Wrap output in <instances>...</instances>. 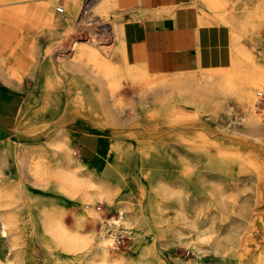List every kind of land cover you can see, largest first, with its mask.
<instances>
[{
    "label": "bare ground",
    "instance_id": "6f19581e",
    "mask_svg": "<svg viewBox=\"0 0 264 264\" xmlns=\"http://www.w3.org/2000/svg\"><path fill=\"white\" fill-rule=\"evenodd\" d=\"M59 1L63 6L56 5ZM231 1L233 0H192L195 10L198 11L196 21L200 25L224 23L229 26L231 45L223 51L212 49L202 53L200 66L205 68L200 73L188 76L184 73L194 71H179L176 72V76H170L172 73L158 71L151 75L154 71L152 67L128 63L121 18L112 25L101 16H91L90 11L93 9L99 13L117 10L121 5L120 0H85L81 11L79 10L82 0L8 2L0 0V75L8 83L20 87L30 65L35 64L33 62H40L44 75L42 108L57 110L60 113H69L75 108L81 114L93 111L96 115H103L100 122L97 119H90L85 123L92 128L96 123H102L100 132L104 129L106 121L115 120L119 109L125 103V100L116 94L119 89V77H124L135 90L134 102H128L134 111L137 103H147L150 97H156L162 89L179 93L178 102H190L189 98L186 100L181 95H206L213 107L217 133L216 147L219 151L215 155L209 153L202 155L197 152L193 159L187 154H182L179 159L184 161L185 178L192 189L203 191L201 187L204 185L207 189L205 192L212 196L211 202L219 207L222 202L218 196L220 192L211 184L209 177L196 175L191 163L195 161L204 169L211 171L229 169L233 160L229 146L232 139L229 136L231 132L239 129L241 122L237 114V102L241 103L243 108L245 117H241L245 121L246 132L258 133L264 129L261 126L262 113L258 111L264 95V66L258 59L264 58V55L260 54L255 58L249 47L243 44L238 33L236 34L237 30L245 33L247 26H255L256 22L264 17V7L261 0H253L240 8L239 13L243 16L238 17L235 15L238 8L230 5ZM58 7L62 8V13L56 12ZM85 8L87 12H84ZM248 19L252 21H246ZM91 20H96L97 26L101 27L100 35L105 32L113 34L110 43L105 39L101 41L103 36H96L94 28H91L88 29L85 40L77 36L67 44L48 49L43 55L35 53L37 33L44 32L53 36L58 33V25L62 24L63 29L68 31L72 22L73 29H84L85 27L80 26ZM114 39L115 47L112 43ZM24 49L29 52L22 53ZM8 50H11V54L6 56L5 52ZM118 50L121 53L122 67L116 65L114 57ZM67 51L71 52L67 54L65 53ZM7 60H10V65L7 64ZM55 72L57 76L54 75ZM85 78L90 81V87L85 83ZM69 90L72 92L71 99L67 95ZM159 110L163 115L169 113L165 104ZM21 123L22 120L19 125ZM59 135L54 146L61 155L55 164H50L47 160L49 150L45 144L41 146L28 142L17 144L6 140L5 146L0 148V207L17 204L24 199L28 204V215L25 218L15 210H0V264H16L8 258L11 251L18 256L20 264H36L34 240L43 248L46 264H56V254L60 249H65L70 254L64 264H163L161 260H154L156 242L153 239L147 240L145 232L151 229L157 238L171 237L175 233L163 229L161 216L151 207L131 219L133 227L130 226V230L124 224L127 219L123 214L121 200L117 197L116 189L119 187L114 182L113 166L99 156L92 161L81 158L91 167L86 171L83 165L76 164L70 143ZM114 152L117 155L121 153L119 145H115ZM170 160L173 163L177 162L173 155H170ZM10 162L14 166V180L5 176V170ZM165 185L160 178L155 183L150 180V190L155 188L158 191ZM50 188L70 196L76 205L83 206V214L96 222L103 219L101 212L95 208L96 202H106L117 209L121 216L119 219H112L116 221L121 231L130 237L134 252L117 255L112 251V241L108 235L106 222L101 227H96L95 223L87 235L80 232V221L73 227L66 226L57 211L47 207L46 190ZM178 211H183L181 202ZM194 227L197 226L194 224ZM252 227V235L244 240L237 236L232 239L229 249L223 251L226 257L227 253L230 255L229 260H232L233 264H245V255L249 253V238L258 235L260 229L264 228V212L257 217ZM256 262L264 264V247L256 255Z\"/></svg>",
    "mask_w": 264,
    "mask_h": 264
},
{
    "label": "rangeland",
    "instance_id": "374dc122",
    "mask_svg": "<svg viewBox=\"0 0 264 264\" xmlns=\"http://www.w3.org/2000/svg\"><path fill=\"white\" fill-rule=\"evenodd\" d=\"M1 1L8 2L12 0ZM251 1L253 0H233L230 5L238 8L235 15L239 17L243 16L239 13L240 8ZM84 2L85 0H82L79 11H81ZM261 3L264 7V0H261ZM174 4H176V1L171 0L168 5ZM56 5L63 6V3L59 1ZM159 5L164 4L159 1L152 4L155 7ZM142 6L139 0H133L124 8L120 6L117 7V10L105 13H99L93 9L90 13L91 16L103 17L105 21L111 22L112 25H115L117 19L121 18L122 21L123 19L129 21L133 19V16H138V22L145 26L152 20V13L147 11L142 14ZM177 9L178 15L182 19L185 10L182 6H177ZM56 12L62 13L59 10ZM246 21L251 22L252 20L248 19ZM182 22L180 20L172 29H144L137 41L144 44L146 49L153 51H166L168 49L170 46L168 43L170 38H166L168 33L172 36H179V38L182 36L183 40L190 41L192 37L188 31L193 27L184 26ZM210 24L220 27V40L209 48L218 49L219 51L229 48L231 45L229 26L224 23ZM73 25L74 22H72L68 31L63 29L62 24L58 25V33L53 36L44 32L37 33L35 53L43 55L48 49L59 47L60 44H67L77 36L85 40L88 29L91 28H94L97 33L96 36H103L101 41L105 39L109 42L113 39L111 32L100 35L102 32L99 31V28L101 27L97 26L96 20L86 21L84 26H80L81 28L85 27L84 29H73ZM244 32L240 33V30H237L236 34L238 33L243 44L249 47L255 58L259 57L260 54L264 55V17L258 20L255 26H247ZM112 43L115 47L116 39ZM188 44L184 45L181 42H176L173 45L176 50H182V47L188 48V46L195 47L193 43ZM28 52L27 49L22 51L25 54ZM70 52L65 53L69 54ZM5 54L9 56L11 50ZM114 57L116 65L122 67L119 50L115 52ZM258 61L264 66V58L258 59ZM33 63L35 64L30 65L20 85L27 93L26 103L22 109L24 113L21 112L14 135L7 141L16 142L17 144L28 142L40 146L45 144L49 150L47 160L50 164H55L61 155L58 148L54 146L55 140L60 134L59 136L64 141L70 143L76 164L83 165L87 171L91 167L89 163L81 159L73 140L76 128L86 127V129L97 133L102 138L98 156L110 166H113L114 182L119 187L116 189L117 197L121 200L119 201L123 214L127 219L124 224L131 230V227H133L131 219L135 218L144 209L153 208L156 214L161 216L163 229H169L172 233H175L171 237L161 236L157 238L151 229L145 232L147 240L153 239L156 242L154 260H161L163 264H167V262L171 264H233L232 260H229L230 255L227 253L226 257L223 251L229 249L232 245V239L237 236H241L244 240L252 235V226L257 217L264 212V129L258 133L246 132L245 121L241 117H245L241 103L237 102V114L239 122L241 121L239 129L231 132L229 136L232 139L229 144L230 151L233 153V160L229 169L211 171L204 169L201 164L195 161L191 163L196 170V175L209 177L211 184L215 185V189L220 192L218 196L222 202L221 206L218 207L211 202L212 196L205 192L207 189L204 185L201 187L203 191L196 188L192 189L187 178H185L184 161L179 159L182 154H187L193 159L196 157L197 152L202 155L208 153L215 155L219 151L216 147L217 133L216 123L213 120V107L206 95H181L186 100L189 98L190 102H178L179 93L162 89L156 97H150L147 103H137L134 111L128 102H134L135 90L124 77H119V89L116 94L117 97H122L125 103L119 109L115 120L106 121L104 129L100 132L102 123H96L93 128L85 123L90 119H97L100 122L104 117L103 115H96L93 111L88 114H81L75 108L69 113H60L57 110L42 108L41 96L44 75L40 62ZM248 63L250 64V62ZM7 64H11L10 60H7ZM204 68L205 66H200L194 72H186L184 75L198 74ZM155 73L153 71L151 75H155ZM170 73H172L170 76L177 75L176 72ZM54 75L57 76V72ZM84 80L87 86L90 87V81L86 78ZM67 95L71 99V90L67 92ZM233 103L235 102L233 101ZM163 104L168 106L169 113L167 115H163L159 110ZM258 111L262 113L261 126L264 127V95L261 98ZM20 120H22V123L19 125ZM5 144L6 141L1 142L0 148L4 147ZM115 145H119L121 148L119 155L114 152ZM54 151L56 152L54 153ZM170 155H173L177 162H171ZM5 176L10 180H14L12 162L8 164ZM158 178L164 184L166 183L165 187L158 191L155 188L150 190V180L155 183ZM46 195L47 207L55 209L62 222L68 227H73L77 221H80L79 229L84 235L89 234L95 223L96 227H101L110 216L118 219L121 216L117 209L106 202H96L95 208L101 212L103 218L102 221L96 222L90 216L83 214V206L76 205L70 196L62 194L59 190L47 189ZM179 202H181L182 212L178 211ZM27 205V201L24 199L17 204L2 205L0 210H15L25 218L28 215ZM194 224L197 226L196 228ZM249 239V253L246 254L247 256L245 255L244 262L245 264H257L256 255L264 247V228L260 229L258 235L255 234ZM33 246L35 247L34 258L36 264H46L44 250L37 240H34ZM111 246L112 251L117 255L134 252L131 239L119 248L114 247L113 244ZM217 247H220V249H216ZM69 255V252L65 249L58 250L56 264H64ZM8 258L16 264H20V259L13 251L9 252Z\"/></svg>",
    "mask_w": 264,
    "mask_h": 264
},
{
    "label": "crops",
    "instance_id": "0c3cea01",
    "mask_svg": "<svg viewBox=\"0 0 264 264\" xmlns=\"http://www.w3.org/2000/svg\"><path fill=\"white\" fill-rule=\"evenodd\" d=\"M130 1L133 0H120V6L124 8ZM156 1L164 5L152 6ZM170 1L139 0L143 5L141 8L142 14H145L147 11L152 13V20L145 26H142L138 22V16H133V19L129 21L123 19L122 37L125 56L129 64L148 65L154 71L162 73L194 71L201 65L202 53L212 50L209 47L219 42L220 27L208 23L200 25L196 21L198 11L195 10V5L191 6L193 4L191 0H175L176 4L168 5ZM177 6H182L185 10V15L181 17L182 19L178 15ZM180 20L183 21L184 26L193 27L188 31L192 37L190 41L183 40L182 36L179 38V36H172V34L168 33L166 34V38H170L168 40L170 46L166 51L149 50L144 47V44L138 43L137 38L140 37L144 29H172ZM176 42H181L184 45L186 43H189L188 45L193 43L195 49L188 46V48L182 47V50H176V47L173 45ZM26 99L27 93L22 87L8 83L0 75V143L10 139L14 135L18 118L26 103ZM73 140L81 158L88 161L96 159L102 143V138L97 133L91 132L86 127L76 128Z\"/></svg>",
    "mask_w": 264,
    "mask_h": 264
},
{
    "label": "built area",
    "instance_id": "2783aa9c",
    "mask_svg": "<svg viewBox=\"0 0 264 264\" xmlns=\"http://www.w3.org/2000/svg\"><path fill=\"white\" fill-rule=\"evenodd\" d=\"M58 10L62 11L61 7H58ZM84 12H87V9H84ZM101 209V207L99 206ZM113 216H110L105 220L107 227H108V235L111 238L112 244L114 247H120L126 243L127 240L130 239V237L126 234H124L121 231V228L116 223L115 220L112 219Z\"/></svg>",
    "mask_w": 264,
    "mask_h": 264
}]
</instances>
